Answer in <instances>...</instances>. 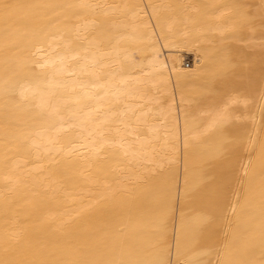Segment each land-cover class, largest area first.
Segmentation results:
<instances>
[{
  "label": "bare ground",
  "instance_id": "obj_1",
  "mask_svg": "<svg viewBox=\"0 0 264 264\" xmlns=\"http://www.w3.org/2000/svg\"><path fill=\"white\" fill-rule=\"evenodd\" d=\"M262 17L0 0V264H264Z\"/></svg>",
  "mask_w": 264,
  "mask_h": 264
},
{
  "label": "snow or ice",
  "instance_id": "obj_2",
  "mask_svg": "<svg viewBox=\"0 0 264 264\" xmlns=\"http://www.w3.org/2000/svg\"><path fill=\"white\" fill-rule=\"evenodd\" d=\"M262 3H264V0H262ZM13 7H15V6L10 5V4H4L3 5V10H4V13H5L6 16L9 13L10 9H12ZM68 7H72V6L69 5ZM236 7L237 8H243L242 5H237ZM153 14L155 15V6H154V13ZM244 19L250 21L251 19H254V18L253 17H249V16H247L245 14ZM261 20H262L261 27H262V29H264V17H262ZM145 26L147 27V25H145ZM35 67L36 68H42L44 66L43 65H36ZM25 70L28 71V72H31L33 69L26 68ZM240 102H241L240 100H235L234 101V103H240ZM245 104H246V102H245ZM232 118H233L232 113L229 112L228 108H225L220 113L217 122L220 123V124H222V125L223 124H227ZM115 131L119 134L120 129L117 128V129H115ZM138 133H139V124H137V126L133 127L132 132L129 133V134H137V137H138ZM165 135H166V138H170L172 141H175L176 138H177L176 137V132H175L174 129L167 130ZM187 147H188V145H187V140H186L185 141V148H187ZM176 151H177V149H176L175 143L169 144L167 155H165L160 160V162L158 163L157 167H159L161 169H163L165 167V165L171 167V165H173L175 163V154H176ZM262 155H264V150H262ZM233 211H235V209H233ZM178 245H179V240H178ZM144 264H170V262L169 261H165V260H160V261L144 262Z\"/></svg>",
  "mask_w": 264,
  "mask_h": 264
}]
</instances>
